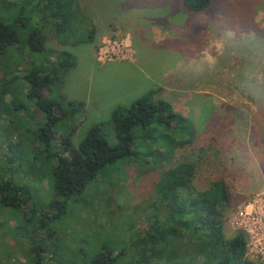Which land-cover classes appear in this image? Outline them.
<instances>
[{
	"label": "rangeland",
	"instance_id": "1",
	"mask_svg": "<svg viewBox=\"0 0 264 264\" xmlns=\"http://www.w3.org/2000/svg\"><path fill=\"white\" fill-rule=\"evenodd\" d=\"M184 1L80 0L84 17L78 23L84 30H96L95 37L87 42V31H80L78 46L48 40L53 52L48 62L64 50L73 52L76 59L64 86H53L49 98L64 95L89 101L84 122L73 138L75 146L97 123L104 124L108 142L114 146L118 141L112 111L160 86L162 99L197 126L195 144L179 149L170 162L147 165L155 151L165 152L160 140L166 131L162 128L151 138L137 139V147L148 155L141 168L132 158L116 162L67 206L56 200L53 178L44 181L48 174L41 173L42 179L30 184L31 209L24 212L0 204L2 264H73L75 256L98 254L103 245L119 252L120 241L129 234L127 224L141 228L135 223L137 215L145 224L143 211L152 202L161 174L190 157L202 163L199 186L207 187L215 175L227 176L234 197L229 226L248 234L250 257L264 264V0H212L204 12L188 10ZM29 66L27 58L2 55L0 80L9 69L22 78ZM28 108L22 114L5 105L1 108L2 125L18 130L13 136L32 129L26 118L32 119L34 112ZM40 116L45 118L42 112ZM74 121L59 125L56 149L65 135L61 130L67 132ZM214 138L218 142L213 150L203 152L202 147ZM6 139L4 151L11 158L22 152L18 145L10 146L12 138ZM231 157H236L232 164ZM207 158L214 159L212 164L203 161ZM137 168L138 176L130 177ZM13 174L18 180L23 177ZM106 206L114 213L111 219ZM34 210L32 222L24 217L21 225L13 217L18 213L30 217L29 211ZM39 246L44 250L38 253L51 259L35 263L31 248Z\"/></svg>",
	"mask_w": 264,
	"mask_h": 264
},
{
	"label": "trees",
	"instance_id": "2",
	"mask_svg": "<svg viewBox=\"0 0 264 264\" xmlns=\"http://www.w3.org/2000/svg\"><path fill=\"white\" fill-rule=\"evenodd\" d=\"M184 2L188 10L204 12L212 0ZM82 17L80 0H0V56L30 60L22 78L9 69L0 80V110L5 105L22 114L28 105L34 112L33 120L26 118L32 129L19 137L13 136L18 132L16 127L0 122L2 207L12 205L24 212L31 209L30 184L40 181L41 173L48 174L44 181L51 182L53 178L56 200L67 206L72 197L82 195L100 173L116 162L132 158L135 166L141 168L148 155L137 147V139L151 138L162 128L166 131L160 140L165 152L155 151L147 165L170 162L179 149L194 145L198 139L200 131L195 123L162 99L164 89L159 86L129 106L119 105L112 111L116 145L108 142L103 123L93 125L81 143L74 145L73 138L84 122L87 102L64 95L49 98L53 86H64V77L76 67V59L73 52L64 50L48 62L53 54L48 40L54 38L63 45L78 46L76 34L87 31L86 41L91 42L96 30H84L82 22L78 23ZM49 30L53 36L49 37ZM40 112L44 113V119ZM71 120L76 121L67 132L62 128L65 135L56 149L54 136L59 125ZM172 129L174 132L170 133ZM6 138H12L10 146L18 145L22 152L11 158L4 151ZM217 142L214 138L202 151H212ZM208 158L203 161L212 164L214 159ZM230 160L232 164L236 157ZM201 166L199 158L190 157L165 170L156 184L151 204L143 211L145 224L138 215L135 223L142 224L141 228L127 224L129 234L120 241L119 252H115L114 246L103 245L98 254L75 256L73 264H261L249 255L248 234L229 226L234 197L227 176L215 175L207 187H201L198 185ZM138 170L130 177H137ZM13 173H21L23 177L18 180ZM111 210L108 206L104 209L109 219L114 215ZM29 213L30 217L28 213L13 217L22 225L24 217L34 221L35 210ZM42 249L31 248L35 263L45 257L51 259L46 253H38Z\"/></svg>",
	"mask_w": 264,
	"mask_h": 264
},
{
	"label": "crops",
	"instance_id": "3",
	"mask_svg": "<svg viewBox=\"0 0 264 264\" xmlns=\"http://www.w3.org/2000/svg\"><path fill=\"white\" fill-rule=\"evenodd\" d=\"M261 42L264 43V38L261 40ZM134 63H135V60L133 62H130V64H134ZM88 106H89V101L87 102V108H88ZM87 111H88V109H87Z\"/></svg>",
	"mask_w": 264,
	"mask_h": 264
},
{
	"label": "built area",
	"instance_id": "4",
	"mask_svg": "<svg viewBox=\"0 0 264 264\" xmlns=\"http://www.w3.org/2000/svg\"><path fill=\"white\" fill-rule=\"evenodd\" d=\"M249 253H250V241H249Z\"/></svg>",
	"mask_w": 264,
	"mask_h": 264
}]
</instances>
